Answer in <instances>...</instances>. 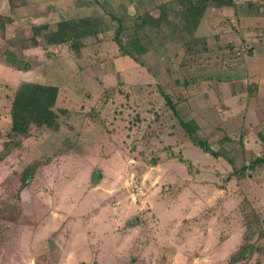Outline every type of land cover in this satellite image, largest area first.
<instances>
[{
  "label": "rangeland",
  "instance_id": "1",
  "mask_svg": "<svg viewBox=\"0 0 264 264\" xmlns=\"http://www.w3.org/2000/svg\"><path fill=\"white\" fill-rule=\"evenodd\" d=\"M172 1L0 0V150L21 83L56 86L55 111L64 112L57 131H34L18 155L0 160V264H228L248 230L258 234L250 212L264 221V167L250 177H226L261 150L264 90L257 92L254 75L250 92L240 84L245 58L264 59V0L209 7L194 40L164 7ZM146 11L158 21L134 31V18ZM111 14L146 47L138 62L113 42ZM82 17L103 20L100 42L90 38L79 52L23 47L32 27L51 30ZM190 40L187 52L183 42ZM254 102L259 124L246 137L245 129L241 145L224 143L226 132L238 139L241 130L233 129L247 124ZM190 118L198 121V136L233 164L190 143L179 124ZM34 161L44 165L19 203L13 191L20 171ZM12 206H21L18 216ZM259 246L238 264H264V237Z\"/></svg>",
  "mask_w": 264,
  "mask_h": 264
},
{
  "label": "trees",
  "instance_id": "2",
  "mask_svg": "<svg viewBox=\"0 0 264 264\" xmlns=\"http://www.w3.org/2000/svg\"><path fill=\"white\" fill-rule=\"evenodd\" d=\"M234 1L235 0H173L172 2H167L163 5L166 8L171 7L174 10L175 16L179 19V22H181V26H178L177 30H181V34H185L194 40V33L209 7L214 9L233 7ZM248 4L251 5V2H248ZM161 7L162 5L158 6L157 11L162 12L163 9ZM252 10H255L257 15H263L262 12H260L259 9H255V7H252ZM142 14L134 18L135 20L132 25L134 31L141 30L145 26H153V22L158 21V19L156 20L153 17V13L150 11H146ZM110 17L111 20L117 22V26L113 30L112 35V40L116 44V47L123 56H127L133 61L138 62L136 56H142L146 52V47L140 44V37H135V41H133L128 33V28L123 27L122 21L113 14H111ZM1 20H3L2 17ZM160 24V21L159 24H154L155 28L156 25L158 28ZM104 25L103 20H99L95 17H82L78 19L61 20L56 24V27L51 30L48 29V25L34 26L32 27L34 37L25 39L26 44L23 45V47L27 49L39 45H66L73 52H79L85 47L86 41L90 38L93 39L94 42H100L101 34L105 32ZM123 33H126V37L129 39L126 44L123 42ZM192 40L183 42V46L186 48L185 51H192L189 49ZM6 60L12 62V55H6ZM185 82L186 83H184L185 85L183 84V86L188 87L193 80H191L190 83L189 81ZM57 96L58 88L56 86L39 83L24 82L14 89L9 109L10 128L4 134L5 140L2 142V149L0 150V160H5L12 155H18L24 148L26 141L33 136L34 131L41 129L58 130L60 126L58 113L64 114V112L61 109L58 110V113L55 111ZM163 97L173 114L178 116L170 97L166 93H163ZM179 124L193 146L213 158H222L226 160L228 164H233L231 158L226 156L227 153L225 154L223 151L222 153L220 152L221 150H214L206 139L203 140L198 136L197 133L198 130H200V126L198 125V121L194 118L180 120ZM226 128H228V126H226ZM226 128L224 127L222 129ZM245 129L248 130L247 134L245 133ZM251 129L252 127L244 125L242 120L239 126L236 129H233L234 135L238 132L236 130H241L238 139L232 138V134L229 133V136V134H227L228 132H226L222 140L224 143L236 141V145H241L243 138L249 136L248 133L251 132ZM244 134L246 135L244 136ZM257 139L261 145L259 153L257 154L251 151L254 158L249 162L247 161L248 159L244 160V158H242V160H244L242 166L236 169L233 168L231 175L226 177V181L230 180L232 177H250L251 174L258 173L260 169L264 167V131L257 133ZM244 150L250 157V149H247L244 146ZM245 151L243 152L244 154ZM43 165L42 162L34 161L32 165H29L24 170L20 171L19 187L13 191L16 201H19L20 203V193L23 189L30 188L34 185L35 178L40 173ZM20 208L19 206L11 207L15 216L19 215ZM7 211L8 207H5L1 212L3 214ZM250 214L253 216L251 221L257 223V227L254 229L257 230L258 234L251 233L248 230V233L244 235L239 248L229 257L228 264H238L247 261L254 253L259 252L260 250L259 241L264 237V221L257 213L251 211ZM245 219L246 221L249 220L248 212H245ZM251 221L249 222L250 224L252 223Z\"/></svg>",
  "mask_w": 264,
  "mask_h": 264
},
{
  "label": "crops",
  "instance_id": "3",
  "mask_svg": "<svg viewBox=\"0 0 264 264\" xmlns=\"http://www.w3.org/2000/svg\"><path fill=\"white\" fill-rule=\"evenodd\" d=\"M236 58H233L232 62H235ZM244 65H243V73L244 74V77L242 76L241 80L243 82H241L240 85H242V87H244L246 91L250 92L251 90H253V86H251V84L249 83L250 81L248 80V78L250 77V75H254L255 78H257V82H255V84L258 85V88H257V92H259L261 94V92H263L264 90V59L263 58H245L244 60ZM231 62V63H232ZM252 63H255L254 65H251ZM237 65L236 63H232L231 64V68L236 70V67L235 66ZM258 65V66H257ZM251 67H254V68H251ZM253 71V74H250L252 73ZM231 81H232V85L236 84L237 82L234 81V79H236V77H233V78H229ZM252 82V81H251ZM239 83V82H238ZM249 84V85H247ZM255 91V90H254ZM258 102L260 104V106L263 104L262 100H260L258 98ZM258 102H254L253 105L252 104H248L247 107H248V110L250 113H248L246 115V125L247 126H252V124H259L257 123L256 119L258 116L257 113L258 112Z\"/></svg>",
  "mask_w": 264,
  "mask_h": 264
}]
</instances>
